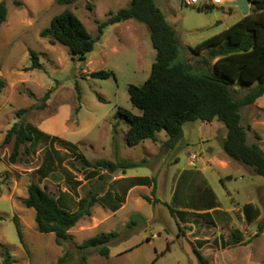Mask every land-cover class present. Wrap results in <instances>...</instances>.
<instances>
[{
    "label": "rangeland",
    "instance_id": "rangeland-1",
    "mask_svg": "<svg viewBox=\"0 0 264 264\" xmlns=\"http://www.w3.org/2000/svg\"><path fill=\"white\" fill-rule=\"evenodd\" d=\"M4 1L7 16L0 27V79L5 84L0 93V247L8 249L15 260L13 264H57L65 253L64 264L78 263L83 255L84 264H200L194 249H199L207 264H264V232L257 234L259 225L264 231V180L223 153L225 130L220 123H185L183 139L173 149L164 145V132L156 134L155 141L145 140L134 147L126 145L127 124L116 114L118 109L139 114L129 102L127 88L141 86L147 80L155 59L146 26L129 20L106 27L84 61L72 58L65 47L51 45L47 37L39 36L54 16L69 10L96 38L98 25L110 12L127 7L130 0ZM170 2L160 10L177 32L178 59L201 72L205 69L201 59L206 52L193 53L188 46L194 47L236 23L243 11L237 6L228 13L226 1L210 10L185 6L182 0ZM168 10L170 14L166 13ZM28 50L37 54L40 70H25L31 65ZM98 71L110 76L89 77ZM231 89L234 99H239L250 88L232 83ZM46 92L49 97L45 107L39 109ZM20 109L28 110L22 118L17 117ZM241 119L243 126L250 127L247 142H257L264 151V95L241 109ZM19 121L74 144L91 162H146L124 173L99 171L100 179L86 180L81 164L73 159L64 143L55 142L52 148L63 159L62 163L52 174L41 178L37 169L48 148L46 144H39L34 151L29 149V153L25 152L27 145L22 146L16 162L7 161L13 143L4 145L3 139ZM66 172L80 182L75 189L64 180ZM183 172L186 173L181 178ZM132 177H148L153 182L150 186L131 188L116 212L103 203L95 204L90 216L71 228L69 239L60 245L55 244L53 234L36 230L34 211L23 205L31 183L55 198L64 191L78 201L90 193L98 197L106 191L120 195L121 179ZM203 185L214 193L218 212L207 217L200 215L203 211H196L183 220L170 214L168 206L176 211H192V205H197L196 192ZM185 199L189 206L177 205ZM248 203L258 210V217L251 223L244 220L241 211ZM14 218L22 243L17 238ZM110 232L117 233V237L109 244L108 258L93 249H77L87 239ZM233 233H239L240 243H231ZM199 242L203 243L200 248ZM166 246L164 255L152 263ZM1 258L0 251V264Z\"/></svg>",
    "mask_w": 264,
    "mask_h": 264
},
{
    "label": "trees",
    "instance_id": "trees-1",
    "mask_svg": "<svg viewBox=\"0 0 264 264\" xmlns=\"http://www.w3.org/2000/svg\"><path fill=\"white\" fill-rule=\"evenodd\" d=\"M64 0H59L63 2ZM250 5V11L239 21L230 25L221 32L202 40L189 51L200 53L205 51L201 63L205 69L196 72L187 61L178 59L179 44L173 27L167 22L164 15L155 4V0H130V4L109 13L107 19L97 28V37L93 38L85 29L82 22L69 10H64L54 16L49 26L40 31L41 38H48L51 45L58 44L65 47L72 58L79 61L85 60V55L93 50L94 44L103 35L106 27L121 22L134 20L144 24L149 33L152 48L155 50V59L151 65L149 77L141 86L130 85L127 88L131 106L139 114H133L127 110L118 109L117 116L127 124L125 142L128 147H134L145 140H156V134L164 132L167 140L164 145L173 149L183 139V125L188 122H218L225 130L221 142L223 153L231 160L249 167L255 175L264 180V151L257 142L248 143L249 126L242 125L241 109L251 106L264 95V0H246ZM213 4V3H212ZM211 4V5H212ZM209 5L199 6V10H210ZM7 8L5 1L0 2V27L5 22ZM31 65L28 70H40L41 65L37 54L28 50ZM214 61L212 64L211 62ZM110 76L104 71L93 72L92 78L106 79ZM235 83L248 91L239 99H234L231 85ZM5 84L0 79V93ZM49 97L46 92L42 98V105ZM27 109L17 111V117L22 118ZM115 133V127L113 128ZM255 139L259 137L255 135ZM64 143L73 159L78 161L83 168V178L91 180L101 178L99 171L115 173L120 170L138 167L145 164L141 162H128L109 160H96L91 162L77 151L74 144L47 135L36 127L24 121L14 123L6 132L3 144L13 143L12 151L7 159L14 163L19 157V148L27 145L25 152L34 149L39 144H46L42 162L37 172L41 178H46L54 172V169L62 163L58 152L52 148L53 143ZM186 172L181 174L182 176ZM64 180L75 189L80 182L73 180L69 173H65ZM123 183L121 194L106 191L102 196L90 193L76 201L67 192H60L57 198L53 197L45 189L36 183L27 187V197L23 201L25 208L34 211L36 230L40 234H53L54 242L60 245L69 239L68 231L81 219L91 214V208L97 203H103L111 212H116L124 200L126 193L136 186H150L153 182L148 177H132L121 179ZM180 189V187H178ZM182 189V188H181ZM197 205L192 211L174 210L168 206L170 214H176L181 220L196 211H203L201 216H210V213L218 212V202L212 190L203 185L201 191H197ZM264 198V196H263ZM173 200L175 201V193ZM190 202L177 203L181 206H189ZM244 220L251 223L258 217V210L250 203L241 208ZM17 238L22 243V235L16 218L13 219ZM264 232L263 226H258L257 234ZM117 233H100L93 236L77 249L96 250L101 257L108 258L109 244L115 240ZM231 243H240L239 233L231 235ZM203 243L199 242V248ZM168 250V246L155 256L154 263ZM2 252L1 264H13V260L6 247H0ZM193 254L200 264H207L199 249H194ZM67 254L58 259L57 264H64ZM86 256H82L80 262L84 264Z\"/></svg>",
    "mask_w": 264,
    "mask_h": 264
},
{
    "label": "crops",
    "instance_id": "crops-1",
    "mask_svg": "<svg viewBox=\"0 0 264 264\" xmlns=\"http://www.w3.org/2000/svg\"><path fill=\"white\" fill-rule=\"evenodd\" d=\"M171 0H155V4L156 6L159 8L160 10V7H166V6H169L171 4L170 2ZM215 0H205L201 5L199 6H204V5H209V6H212V5H215V4H221L223 1H226L227 3H229V6H227V10H228V13H231L232 11V8L231 7H237L239 6L240 9L243 11L242 12V15L245 16L246 14L249 13L250 11V5L247 3L246 6L243 5V0H217L218 3H214ZM161 3V4H160ZM213 3V4H212ZM231 3H233V6L230 5ZM212 4V5H211ZM171 12L173 11L172 8H170ZM161 11V10H160ZM169 10L166 12L168 14L171 13ZM161 13L163 14V12L161 11ZM164 15V14H163ZM165 19H166V16L164 15ZM174 28V31H175V34H176V37H177V32L175 30V27L173 26ZM190 47V46H188ZM217 200V199H216Z\"/></svg>",
    "mask_w": 264,
    "mask_h": 264
},
{
    "label": "built area",
    "instance_id": "built-area-1",
    "mask_svg": "<svg viewBox=\"0 0 264 264\" xmlns=\"http://www.w3.org/2000/svg\"><path fill=\"white\" fill-rule=\"evenodd\" d=\"M200 1L201 0H182L183 4L185 6H193V7L194 6H198L199 7V5H201ZM214 3H218V2L215 0Z\"/></svg>",
    "mask_w": 264,
    "mask_h": 264
}]
</instances>
